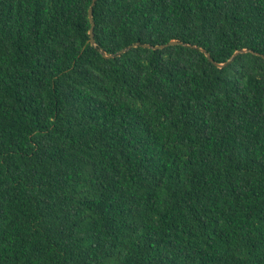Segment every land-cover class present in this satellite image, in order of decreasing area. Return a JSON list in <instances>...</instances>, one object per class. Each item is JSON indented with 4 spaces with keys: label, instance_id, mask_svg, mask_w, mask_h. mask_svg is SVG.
Here are the masks:
<instances>
[{
    "label": "trees",
    "instance_id": "obj_1",
    "mask_svg": "<svg viewBox=\"0 0 264 264\" xmlns=\"http://www.w3.org/2000/svg\"><path fill=\"white\" fill-rule=\"evenodd\" d=\"M92 3L0 0V264H264V0Z\"/></svg>",
    "mask_w": 264,
    "mask_h": 264
},
{
    "label": "water",
    "instance_id": "obj_2",
    "mask_svg": "<svg viewBox=\"0 0 264 264\" xmlns=\"http://www.w3.org/2000/svg\"><path fill=\"white\" fill-rule=\"evenodd\" d=\"M94 3H95V0H93V3L92 5L90 6L89 8V17H90V20L92 22V25H91V28H90V36H91V43L96 45V39H95V35H94V28H95V20H94V14H93V6H94ZM177 43H180L178 40H171L169 43L167 44H159V45H156L154 46L153 48H162L168 44H177ZM139 44H135V46H137ZM143 46L145 47H152L151 44H143ZM125 51V50H123ZM236 54V53H235ZM103 55L106 56V57H113L114 54H106L103 52ZM219 67H222L224 66L225 63H216Z\"/></svg>",
    "mask_w": 264,
    "mask_h": 264
}]
</instances>
